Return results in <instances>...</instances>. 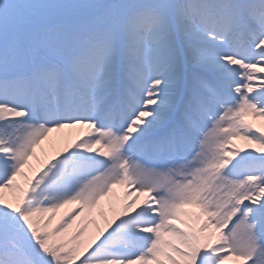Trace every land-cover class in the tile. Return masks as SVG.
Listing matches in <instances>:
<instances>
[{
  "label": "snow or ice",
  "instance_id": "snow-or-ice-1",
  "mask_svg": "<svg viewBox=\"0 0 264 264\" xmlns=\"http://www.w3.org/2000/svg\"><path fill=\"white\" fill-rule=\"evenodd\" d=\"M248 117L264 0H0V264H264Z\"/></svg>",
  "mask_w": 264,
  "mask_h": 264
},
{
  "label": "rangeland",
  "instance_id": "rangeland-1",
  "mask_svg": "<svg viewBox=\"0 0 264 264\" xmlns=\"http://www.w3.org/2000/svg\"><path fill=\"white\" fill-rule=\"evenodd\" d=\"M248 120H249V122L254 123L257 119H255L253 117H248ZM55 134H58L60 136H69L68 138L70 139V141L76 139V133L72 130H68L67 132L64 131L62 133H55ZM53 135H54V133H53ZM234 143L236 144L237 147L245 148L246 150H251V149H254L256 147L255 145H253V146H251V149H250L249 146L244 141H241V140H237ZM37 152L40 153L39 148L37 149ZM116 191L120 192L121 197L123 196L124 189L122 187H118L116 189ZM141 200H143V197H141ZM103 202L104 201H102L101 204ZM69 206H70V210L75 207V205H69ZM100 206H98L96 209H93L91 211L86 210L84 215L77 219L76 224L74 225V228L76 226L86 227L88 230V233H90L89 231H91V229L93 230L96 226L99 227V224H97V223H100V224L104 223V221H105L104 217L100 214L101 210L100 209L97 210ZM191 210L198 211L197 209H191ZM108 212H112V211L108 210ZM60 214H61L60 212H58L56 214V219H57V217L60 216ZM53 225H55V221H53Z\"/></svg>",
  "mask_w": 264,
  "mask_h": 264
},
{
  "label": "bare ground",
  "instance_id": "bare-ground-1",
  "mask_svg": "<svg viewBox=\"0 0 264 264\" xmlns=\"http://www.w3.org/2000/svg\"><path fill=\"white\" fill-rule=\"evenodd\" d=\"M253 124H254L255 126H257V127H261L262 130H264V121L256 120ZM64 131L67 132L68 130L66 129V130H64ZM58 136H60V135L54 133V135L52 134V138H51V139L54 140V139H55L56 137H58ZM64 137H65L68 141H70V139L68 138L69 136H64ZM62 147H63L62 144H57L54 148H53V147H50V141H46L45 144H44L45 151H41V149L39 148V152H40V153L37 152V156H39V157L41 158L42 161H43V160H46V159H48L50 156H52L56 151H59ZM33 162H35V161H33ZM117 193L120 194V192H118V191H117ZM64 209H65V210H64ZM64 209H61V210L59 211L61 214H60L59 217H57V219L55 220V223H56V221H58V220L62 217V215H64L65 213L69 212V210H70V206L65 207ZM99 209H100L101 211H103L104 213L107 214V219H108V220H111V219H112V217H113V213H112V212H108V210H110V209L107 207V205H106V201H104V202L101 204V206H100L97 210H99ZM103 217H104V216H103ZM104 220H105V218H104ZM97 224H99V228H103V227L105 226V221H104V223H102V224H100V223H97ZM96 228H97V226H96L93 230L91 229V231H89V232H90V233L95 232ZM70 231H71V230H70Z\"/></svg>",
  "mask_w": 264,
  "mask_h": 264
}]
</instances>
